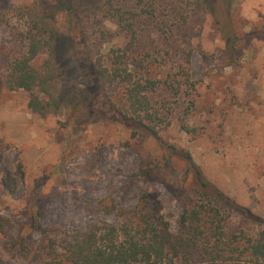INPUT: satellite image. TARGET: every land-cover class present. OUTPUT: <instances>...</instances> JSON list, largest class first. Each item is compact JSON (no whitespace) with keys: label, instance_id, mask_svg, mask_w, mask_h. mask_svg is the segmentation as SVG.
I'll use <instances>...</instances> for the list:
<instances>
[{"label":"rangeland","instance_id":"rangeland-1","mask_svg":"<svg viewBox=\"0 0 264 264\" xmlns=\"http://www.w3.org/2000/svg\"><path fill=\"white\" fill-rule=\"evenodd\" d=\"M107 1L0 0V264H54L31 218L64 255L61 245L76 232L122 224L118 211L134 208L143 193L157 197L171 232L180 231L191 201L184 164L167 166L155 140L132 135L123 84L104 85L96 75L115 49L126 52L136 79L154 83L148 96L163 142L188 152L230 200L226 239L239 238L242 250L264 229V0L211 8L201 0ZM219 13L235 38L232 56ZM28 35L52 45L59 108L46 116L28 109L29 92L3 81ZM46 51L32 62L39 71ZM5 170L16 180L12 194L1 183ZM112 201L118 211L106 212ZM213 241H200L192 260L208 264L202 255Z\"/></svg>","mask_w":264,"mask_h":264},{"label":"trees","instance_id":"trees-1","mask_svg":"<svg viewBox=\"0 0 264 264\" xmlns=\"http://www.w3.org/2000/svg\"><path fill=\"white\" fill-rule=\"evenodd\" d=\"M111 1L108 0L107 4H111ZM217 1L201 0V3L211 8L217 5ZM217 20L222 25L227 56H232L235 38L225 27L228 18L222 13ZM49 42L44 37L28 35L26 52L15 59L9 71L3 75L4 84L9 90L23 89L30 93L27 107L40 116L59 108L53 84V50ZM46 47L49 55L39 71L32 66V62L47 52ZM111 55L109 67L100 61L97 63L96 75L104 85L123 84L126 100L123 120L132 130V135L144 133L155 140L167 166L173 159L184 164L191 201L185 204L181 229L177 234L171 232L169 222L160 214L156 196L143 193L135 207L125 211H118L112 201L106 212L117 210L119 215L124 216L122 224L99 222L83 232H76L69 242L61 245L64 255H55L57 241L49 236L48 229L36 217L31 218L32 227L48 240L49 251L54 254L46 255L47 258L54 264H203L192 260L193 255L190 254L198 249L200 241L212 238L210 255H202L208 258V264H264V229L255 239L242 244V250H239V238L226 239L224 223L228 216H224V212L234 210L230 200L203 177L188 152L163 142L159 119L148 96L154 83L150 79L142 83L128 71L124 66L125 51L115 49ZM1 183L10 194L16 191V180L9 170H5ZM0 228L3 231L2 224ZM204 247L206 250V245Z\"/></svg>","mask_w":264,"mask_h":264}]
</instances>
